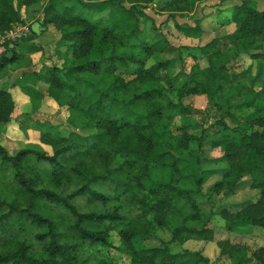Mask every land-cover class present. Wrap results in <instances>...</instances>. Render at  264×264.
<instances>
[{"label": "trees", "instance_id": "trees-1", "mask_svg": "<svg viewBox=\"0 0 264 264\" xmlns=\"http://www.w3.org/2000/svg\"><path fill=\"white\" fill-rule=\"evenodd\" d=\"M37 1L0 0V31L25 23L20 7ZM155 1L48 0L43 6L42 24L59 31L57 44L68 54L61 65L22 71L13 84L29 97L34 113L44 94L31 82L46 83L47 95L67 108L70 127L65 134L58 124L35 120L38 140L51 147L50 154L37 143L11 154L0 141V264H118L112 248L129 264H212L199 250L173 252L169 244L214 241L216 215L229 232L264 229V9L238 0L229 18L235 24L231 33L189 47L173 45L156 30L144 10ZM193 1L158 0V7L177 31L199 38V22L175 20L192 10ZM102 12L107 15L95 16ZM146 21L154 33L146 30ZM33 38L31 32L7 49L11 55L0 56V79L23 54L41 50ZM20 44L25 53L15 49ZM184 53L193 59L189 70ZM241 54L256 60L254 75L250 67L241 74L230 71ZM242 76L249 82H241ZM201 95L214 122L201 125L200 134L181 128L172 135L176 116L201 112L183 99ZM14 106L2 84L0 127L10 121ZM205 144L221 150L218 159L225 167H203L213 161ZM213 174L220 179L205 186ZM245 180L256 191L254 200L216 212L202 208L203 200L233 195ZM78 197L102 208L83 210ZM28 225L42 229L36 235L43 242L40 258L22 238ZM158 231L168 232L169 240ZM139 238L160 239L161 245L138 247ZM84 243L98 253L93 261L80 258ZM216 243L218 258L227 264H264V246L249 251L227 238Z\"/></svg>", "mask_w": 264, "mask_h": 264}, {"label": "rangeland", "instance_id": "rangeland-1", "mask_svg": "<svg viewBox=\"0 0 264 264\" xmlns=\"http://www.w3.org/2000/svg\"><path fill=\"white\" fill-rule=\"evenodd\" d=\"M48 0H38L35 3H32L28 6L22 5L20 7V12L22 17L25 19V23L28 24L31 27V32L33 33V29L37 28L40 29V27H43L44 25L42 24V9L45 3ZM213 1H219V0H211L210 3L215 4ZM252 1V0H251ZM193 8L189 13L194 12L196 9H198L202 3H205L206 0H201L193 1ZM207 3V2H206ZM160 3L158 0H156L154 3L148 5V7H145V12L152 17L154 20L155 28L157 31H161L166 34L168 37L169 41L173 45H186L189 47H193L191 44L193 42H189L181 32L177 31L174 27V21L173 18H168L167 15L168 13L160 12L159 10V5ZM207 5L210 6L211 5ZM212 11V10H211ZM214 13V11H212ZM188 13V14H189ZM187 13H183L179 16L184 17L181 18L182 21H185L186 18H190L191 16H188ZM106 16L107 12H102L95 14V16ZM193 17V16H192ZM184 23V22H181ZM146 30L150 31V33H154L155 30H151V21H146ZM214 29V28H213ZM214 37H220L221 34H212ZM59 38V31L52 25L44 26V29L41 30V35H40V44H41V50L35 53H31L32 55H22V59L18 64L19 65H11L9 67L10 71H14L17 68L21 67V63H24L28 60L30 62L34 63H40L41 59H46V62L51 65V62L54 61V59H63L65 55H67L68 52L66 46H62L57 44V40ZM213 37H208L205 36L202 38V41L206 42ZM17 42L21 43V40H18ZM15 49L17 52H24L25 53V45L20 44L19 46H15ZM6 55H11V51H7ZM184 57V67L186 70H189L190 65L193 63V59L187 56L185 53L183 55ZM244 58L235 60L231 65H230V71L235 72L236 74H241L243 71L248 69L250 67L249 72L251 75H254L256 73V60L251 59L249 55H243ZM199 63L201 65H205V59H198ZM56 63L61 65L62 61L56 60ZM263 65H264V59H263ZM180 63L177 62L176 66L174 69H179ZM22 72H20L21 75ZM12 78V72L7 73L6 75L1 78L0 80L5 81L6 83L8 80L10 81ZM240 81L243 83H248V79L244 76L239 77ZM5 82H0V87L2 84H6ZM48 96V95H47ZM49 97V96H48ZM52 99V98H51ZM185 104L191 105L196 110H200L201 112L194 111L190 115H185L183 117L176 116L173 124H172V135H178L182 130L181 128H184L186 131L193 132L195 134H200L201 132V125L202 126H207L210 125L211 123L214 122L216 119L215 116H213V113L211 110L208 109V104L206 97L204 95L201 96H186L183 99ZM44 102H40L39 108L42 112V115H39L43 121H50L54 124L60 125V130L63 133H67L69 129V124L67 122V116H68V111L65 106L60 107L56 103L55 106H51V104H45L44 106L42 105ZM208 106V107H207ZM15 108V106H14ZM203 110H205L203 112ZM31 114L32 112V106H31ZM39 121V120H38ZM10 124H11V119H10ZM8 122V123H9ZM5 124L4 126L0 127V141L2 145L6 147L9 153L13 154L19 149H22L26 147L29 143H37L42 146V148L47 152L51 153V147L43 145L39 142V140L33 135L34 129V123L35 120L33 118L25 117L23 120L20 121L19 127L21 128V133L16 132V129L12 130V127L9 125ZM15 131V132H14ZM36 133H38L37 130H35ZM205 149V155L208 157L212 158L213 161L205 162L203 164L204 168H220L222 169L225 167V163L218 159L221 156V150L216 148H210L208 144H205L204 146ZM220 179V175L217 174L215 176L209 177L208 181L206 182L205 186L208 184L214 183L215 181ZM247 179V178H245ZM256 191L254 189H251L249 186V180H245L241 182L239 189L233 194L229 196H224V195H214L211 197V199H205L201 202V206L205 210H211L213 212H216L220 206H226L229 207L230 209H235L237 208L238 205L245 203L246 201H251L256 198ZM75 202L79 205V207L83 210H90L93 208L101 209L102 205L98 206H93L86 197H78L75 199ZM60 208L57 207L56 211L59 212ZM212 224L215 228V236H214V241H210L207 243L206 241H201V240H189L187 243L185 242L183 245H179L177 243H172L169 244V247L171 251L177 252L179 250H182V248H188L190 250H199L202 252L203 255L207 256L212 264H227L228 260L225 259H219V252L220 249L217 246L216 241L219 239H224L227 238L230 241L234 243H241L244 244L248 247L249 251L258 249L259 247L264 246V229L260 227H252V228H246L242 229L239 232H229L226 229L224 220L219 216H213L212 219ZM42 229H38L35 226H30L28 225L25 230L21 231L22 238L26 239L27 242L31 245V248L34 250L35 255L37 257H42V247H43V242H41L39 239H37L36 235L37 232L41 231ZM158 235L160 239L163 241H168L169 240V233L164 232V231H158ZM160 239L156 238H139L135 242V245L138 247H152V246H159L161 245ZM110 240L114 243V246L119 245L120 240L119 236L115 231H110ZM97 252L95 250V247L88 245L87 243H84L82 245V250L79 252V256L81 259L88 260V261H93V259L97 256ZM109 254L113 257L114 261L118 264H129V259L116 249L112 248L110 249ZM264 259V258H263ZM251 264H259L256 261H253Z\"/></svg>", "mask_w": 264, "mask_h": 264}, {"label": "crops", "instance_id": "crops-1", "mask_svg": "<svg viewBox=\"0 0 264 264\" xmlns=\"http://www.w3.org/2000/svg\"><path fill=\"white\" fill-rule=\"evenodd\" d=\"M210 1L211 0H206L207 3L206 2L202 3L201 6L198 9H196L194 12L189 13V14L187 13L188 16H191V17L188 19L186 18L185 21H182L181 19L184 17H181V16L175 17V20L179 23L184 22V23H188L189 25H194L195 22H199L203 30L202 35L199 38L185 37L189 42L191 41L193 42V44H191L192 46L203 45L204 43H206L207 41L206 42L202 41V38L205 36L214 38L212 34L218 33V34L223 35L226 33H231L235 29V24L233 22H229V18L231 15L232 6L235 4H238L239 1L238 0L213 1L215 4L210 3ZM252 1L253 3H255L258 9L260 10L264 9V0H252ZM210 4H212L211 7L207 6ZM211 10L214 11V13ZM43 29H44V26L40 27V29H37V28L33 29L34 38L32 39V43L36 44L39 47H41V44L39 43L40 42L39 38L41 35V30ZM32 54H26V55L31 56ZM243 55H246V54H241L239 57H241L242 59L244 58ZM239 57L237 59H239ZM56 60L62 61L61 59H54V61L51 62V64L59 65L56 63ZM43 65H50V64L46 62V59H41L40 63L32 62L29 66L22 65L21 67L17 68L14 71H10L9 69L8 72L9 73L12 72L11 80L10 81L8 80L7 83L3 81V79L2 81L0 80L1 83L5 82L7 84L8 91L11 93V96L15 102V108L11 114V124L9 122L8 125L9 127L10 126L12 127V130L16 129V132L21 133V129L19 125H20V121L23 120L25 117L29 116L30 118H33L34 120H39V121H43V119L38 117L39 115H42V112H39L41 111L39 107L33 114H31V103H30L29 97L20 90V87L18 85L13 84L14 80L20 76V72L37 71ZM31 83H34V87L44 94V97L41 100V102H44L42 103L43 106L45 104H51L52 107L55 106L56 102L47 96V92H46L47 84L46 83L40 80L31 82ZM33 135L37 136L35 138L38 139L39 132L36 133V131L34 130ZM215 175L217 174H213L212 176H215Z\"/></svg>", "mask_w": 264, "mask_h": 264}, {"label": "built area", "instance_id": "built-area-1", "mask_svg": "<svg viewBox=\"0 0 264 264\" xmlns=\"http://www.w3.org/2000/svg\"><path fill=\"white\" fill-rule=\"evenodd\" d=\"M31 28L26 23H15L9 29L0 31V56L4 54L14 42L28 36Z\"/></svg>", "mask_w": 264, "mask_h": 264}]
</instances>
